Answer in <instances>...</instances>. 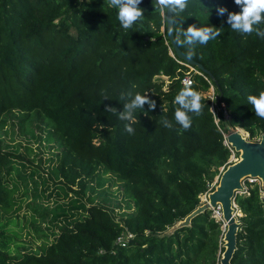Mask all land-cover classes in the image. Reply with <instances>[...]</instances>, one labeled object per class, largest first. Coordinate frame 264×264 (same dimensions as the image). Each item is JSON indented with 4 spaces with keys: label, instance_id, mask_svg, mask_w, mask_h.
<instances>
[{
    "label": "trees",
    "instance_id": "obj_1",
    "mask_svg": "<svg viewBox=\"0 0 264 264\" xmlns=\"http://www.w3.org/2000/svg\"><path fill=\"white\" fill-rule=\"evenodd\" d=\"M138 7L143 17L125 30L107 0H0V264H220L223 223L213 209L169 230L202 205L220 169L231 164L232 149L239 157L225 143L227 126L242 128L250 140L264 135V119L247 100L264 91V38L233 31L227 13L219 15V7L239 13L234 0H189L185 12L172 13L175 38L193 25L220 30L207 44L179 46L194 51L191 58L208 74L178 57L167 10L156 11L153 0ZM259 27L264 31V23ZM187 73L203 108L189 113L184 130L174 114ZM137 93L155 108L146 103L132 111L133 120H120ZM16 112L23 123H45L63 147L54 185L77 196L65 205L26 203L29 194L20 188L27 175L17 167L23 156L6 150L2 136ZM106 174L123 182L135 206L129 214L83 203ZM246 186L235 200L243 215L232 264H264V189L258 181ZM24 202L35 229L39 217L62 222L41 253L13 251ZM127 233L135 237L124 246L118 239Z\"/></svg>",
    "mask_w": 264,
    "mask_h": 264
},
{
    "label": "rangeland",
    "instance_id": "obj_2",
    "mask_svg": "<svg viewBox=\"0 0 264 264\" xmlns=\"http://www.w3.org/2000/svg\"><path fill=\"white\" fill-rule=\"evenodd\" d=\"M193 69V68H192ZM169 82L167 77H159ZM209 97L213 96V90L207 93ZM246 133V132H245ZM246 135H249L246 133ZM4 140V148L23 156L22 162L24 166L18 164L19 170L26 174L27 184L21 185L20 191L28 192L27 202H36L45 207L55 208L57 204H66L70 198H76V194L69 189L63 187L56 190L54 182L59 180L56 169V161L63 147L54 137L48 134L46 124L32 117L31 120L22 122L21 115L16 112L14 115L6 118L5 127L2 130ZM239 159L236 152L229 159V163H234ZM224 168L220 169L211 184L209 191L201 196L202 204L206 203L210 190L216 188L220 181V176ZM253 178L254 177H248ZM247 178V179H248ZM246 179V180H247ZM258 182L264 189L262 179L258 178ZM246 184L243 181L244 190ZM56 190V191H55ZM243 190V191H244ZM264 195V190L262 191ZM38 194V195H37ZM35 195H37L36 199ZM128 196L124 190V184L119 181L114 174H106L94 183L84 193L82 199L85 205L100 204L111 210L119 217L129 214L135 209L134 205H129ZM20 211L19 224L14 228L16 232L17 244L13 246L14 253L33 251L41 253L45 247L53 241L59 233V220H54L53 215L47 218H37L35 221V229L32 224V211L25 207ZM78 211L77 208L74 209ZM213 216L222 221L220 214L213 210ZM222 214V211H221ZM221 217V218H220ZM238 216V220H239ZM223 227V226H222ZM39 229V230H38ZM225 227H223L224 232ZM171 230V229H170ZM169 230V231H170ZM55 232L56 234H53Z\"/></svg>",
    "mask_w": 264,
    "mask_h": 264
},
{
    "label": "clouds",
    "instance_id": "obj_3",
    "mask_svg": "<svg viewBox=\"0 0 264 264\" xmlns=\"http://www.w3.org/2000/svg\"><path fill=\"white\" fill-rule=\"evenodd\" d=\"M235 4L240 7L241 11L229 12L227 8L219 7L217 12L223 16L227 13V23L231 29L242 35H251L253 32L257 36L264 38V31L259 25L264 23V0H234ZM110 7L118 9L117 18L123 29H130L144 15V10L138 5L142 0H107ZM189 5V0H153V7L156 11L164 12L171 11L173 14L185 12ZM175 22L169 27V34L177 32L174 27ZM220 34L219 29L211 27L197 28L190 26L186 31L181 30L176 35V44L183 47L185 45L207 44L210 40H214ZM183 36V40L179 37ZM195 55L194 51H188L189 58ZM105 98H107L105 96ZM248 103L252 106L257 117L264 119V91H260L258 95H249ZM201 94L194 90L190 85L181 88L179 94L175 97V103L180 107L175 111V120L182 129L188 130L191 127L192 120L189 113L200 115L203 105L201 103ZM154 109L155 102L148 100L146 95L137 93L131 103L125 105V112L119 116L120 120H133L132 111L136 108H142L145 104ZM107 111L115 113V109L108 108ZM166 126L167 121H165ZM126 131L129 134L133 133L131 127H127ZM223 223V221H221ZM226 230V229H225ZM225 234V231H224Z\"/></svg>",
    "mask_w": 264,
    "mask_h": 264
},
{
    "label": "water",
    "instance_id": "obj_4",
    "mask_svg": "<svg viewBox=\"0 0 264 264\" xmlns=\"http://www.w3.org/2000/svg\"><path fill=\"white\" fill-rule=\"evenodd\" d=\"M167 36L174 50L177 52L178 57L185 61L191 67H197L209 73L201 63H198L193 58H189L185 52L181 50L179 45L176 44L175 33L169 34L168 29L174 23L173 14L167 10ZM228 134L227 141L240 155L239 159L231 163L224 169L220 176V181L217 187L208 195L206 203L200 205L185 220L179 222L176 226L171 228L172 232L176 227L182 225H189L191 220L198 214L208 210L217 209L218 206L222 208L223 226L227 227L223 237L224 248L220 264H232V258L235 250L237 249V235L241 226L238 216L243 213L239 211L236 206V196L244 190L243 181L248 177L254 179H262L264 183V135L259 140H250L249 135H243L239 130L240 127L227 126Z\"/></svg>",
    "mask_w": 264,
    "mask_h": 264
},
{
    "label": "built area",
    "instance_id": "obj_5",
    "mask_svg": "<svg viewBox=\"0 0 264 264\" xmlns=\"http://www.w3.org/2000/svg\"><path fill=\"white\" fill-rule=\"evenodd\" d=\"M182 83H183L185 86H186V84H187V85H191V84L193 83V78L191 77V75H190L189 73L185 74V75L182 77ZM211 99H212V100L215 99V95H214V93H213V96H211ZM213 110H215L214 107H213ZM225 143L227 144V146H228L230 149H232L231 145H230V144L228 143V141H227V136H226ZM232 152H234L233 149H232ZM247 180H249V181H251V182H252V181H258V179H253V178H248ZM244 183L246 184V180L244 181ZM245 186H246V185H245ZM241 193H248L247 186H246V189H245L244 191H242ZM236 206H238V205L236 204ZM214 211L217 212L218 214H220V216H222V214H221V211H222L221 206H218V208H217V209H214ZM218 221H220V220H218ZM222 221H223V219H222ZM224 231H225V229H224ZM134 237H135V236H134L132 233H127V234H124V235H122L121 237H119L118 242L125 246V245L129 242V240L132 239V238H134Z\"/></svg>",
    "mask_w": 264,
    "mask_h": 264
},
{
    "label": "bare ground",
    "instance_id": "obj_6",
    "mask_svg": "<svg viewBox=\"0 0 264 264\" xmlns=\"http://www.w3.org/2000/svg\"><path fill=\"white\" fill-rule=\"evenodd\" d=\"M239 131H240L243 135L247 136L246 133H245V131H244L243 129H240ZM221 217H222V219H223V216H221ZM221 217H220V218H221ZM225 224H226V225H224L223 227H225V229H226V227H227V223H226V221H225Z\"/></svg>",
    "mask_w": 264,
    "mask_h": 264
}]
</instances>
